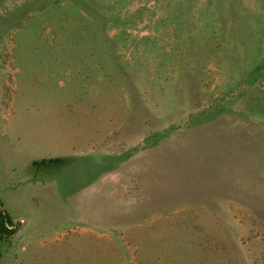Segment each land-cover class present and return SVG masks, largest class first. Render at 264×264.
Returning a JSON list of instances; mask_svg holds the SVG:
<instances>
[{"label": "rangeland", "instance_id": "374dc122", "mask_svg": "<svg viewBox=\"0 0 264 264\" xmlns=\"http://www.w3.org/2000/svg\"><path fill=\"white\" fill-rule=\"evenodd\" d=\"M0 264H264V0H0Z\"/></svg>", "mask_w": 264, "mask_h": 264}, {"label": "trees", "instance_id": "16d2710c", "mask_svg": "<svg viewBox=\"0 0 264 264\" xmlns=\"http://www.w3.org/2000/svg\"><path fill=\"white\" fill-rule=\"evenodd\" d=\"M17 228L18 226L12 221L0 201V243L15 233Z\"/></svg>", "mask_w": 264, "mask_h": 264}]
</instances>
